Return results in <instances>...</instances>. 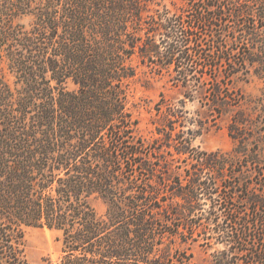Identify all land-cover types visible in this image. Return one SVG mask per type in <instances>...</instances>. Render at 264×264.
Instances as JSON below:
<instances>
[{"label":"trees","instance_id":"obj_1","mask_svg":"<svg viewBox=\"0 0 264 264\" xmlns=\"http://www.w3.org/2000/svg\"><path fill=\"white\" fill-rule=\"evenodd\" d=\"M171 4L0 0V264H31L23 227L62 232L59 264H264V0ZM187 102L230 151L193 145Z\"/></svg>","mask_w":264,"mask_h":264},{"label":"rangeland","instance_id":"obj_2","mask_svg":"<svg viewBox=\"0 0 264 264\" xmlns=\"http://www.w3.org/2000/svg\"><path fill=\"white\" fill-rule=\"evenodd\" d=\"M163 5H167L169 8H173L172 1L179 0H157ZM32 19L30 17L23 18L21 23L29 27ZM136 64V61L133 63ZM6 68V67H5ZM139 71V70H138ZM7 81L11 88L18 87L15 85V77L5 69ZM263 87L260 81L254 80L249 84L242 86L243 91L248 95H256ZM134 91V101L140 103L139 111H136L134 116L140 120L139 130L140 134L148 138L154 136L153 120L157 118L155 111V104L160 100L159 84H155L152 89L145 90L139 84L132 87ZM168 94V92H167ZM170 95L180 100L181 96H178L175 92L169 91ZM167 98L169 96L167 95ZM184 111V116L187 118V123H195L196 120L203 121L201 133L193 140V145L200 147L208 152L230 151L233 144L226 132V119H217L216 125L213 126L209 120L206 122L207 115L204 110L199 108L197 103L187 102ZM192 129H198V127L189 125ZM93 207L99 215H102L105 210V204L98 200L93 202ZM24 235V252L26 259L31 264H59L61 258L64 256L63 244H62V232L55 229L33 228L23 227ZM190 252L193 253L195 264H211L210 254L212 250L204 251L198 244L194 243L190 246Z\"/></svg>","mask_w":264,"mask_h":264}]
</instances>
